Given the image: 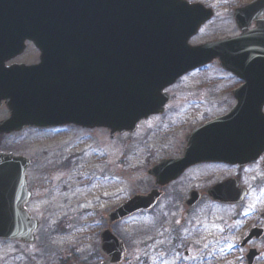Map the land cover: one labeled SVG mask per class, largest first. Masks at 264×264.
<instances>
[{"label": "water", "instance_id": "water-1", "mask_svg": "<svg viewBox=\"0 0 264 264\" xmlns=\"http://www.w3.org/2000/svg\"><path fill=\"white\" fill-rule=\"evenodd\" d=\"M198 8L182 0H22V28L28 29L22 36H34L31 41L41 57L39 65L22 71L2 68L4 61L21 52L18 40L16 49L0 58V104L6 101L10 111L0 123V135L67 125L106 129L111 138L132 133L140 120L158 114L167 101L161 96L163 89L218 59L225 71L244 82L235 92L236 106L194 131L184 158L162 161L148 175L155 187L164 188L199 163L255 162L264 153V30L248 34L244 26L264 11V0L236 11L239 38L190 47L188 40L211 18L210 12L200 13ZM10 12L4 19L19 21L18 8ZM90 33L95 34L94 45ZM28 167L26 159L0 154V240L35 241L39 223L25 211L31 196L24 176ZM207 194L218 203L237 204L247 192L230 180ZM160 196L157 190L136 195L111 211L108 219L114 223L148 211ZM195 196L197 192L188 206ZM100 249L113 263L123 253L108 231L101 235ZM255 256L250 252L248 258Z\"/></svg>", "mask_w": 264, "mask_h": 264}, {"label": "rangeland", "instance_id": "rangeland-1", "mask_svg": "<svg viewBox=\"0 0 264 264\" xmlns=\"http://www.w3.org/2000/svg\"><path fill=\"white\" fill-rule=\"evenodd\" d=\"M187 1L211 8L219 16L217 18L224 20L225 23L229 19L233 4V0ZM211 29L212 34L219 35H225L231 30L229 26L220 30ZM205 37L206 32H201L192 43L199 42ZM214 39L209 37L203 41ZM217 68L218 65H213L194 75H205L206 80H211L215 75L219 83L226 82L221 72L223 70L220 68V71ZM183 83L184 81L181 80L170 90L171 106L176 110L174 116H177L178 105L183 102L179 97L192 98V94L189 95L192 87H183ZM180 94L182 96H179ZM212 98L209 96L201 108L195 109L191 114H186L185 119L172 130L175 132L171 136H164L163 132L157 131L163 141L157 140L151 129L172 124L171 114L159 118L160 120L152 119L154 121L150 122L153 123L142 124L137 133L135 131L134 134L125 136L121 134L112 140L105 130L83 131L70 126L47 130L32 129L23 132L21 137H0V152H11L13 155L27 158L30 162L26 176L32 198L27 205V211L33 219L39 222L32 245L0 241V264H78L76 259H85L93 248L90 243H99L96 237L99 231L97 229L105 228L103 217L133 195H144L153 188L152 180L147 175L148 169L163 154L170 155L178 146L176 143L171 144L168 140L172 137L179 140L188 133L190 126L195 125L194 127L199 128L206 123L204 120L229 110L230 103L226 98L222 97L221 100L218 98L216 102H213ZM3 112L4 110L0 113V119L4 117ZM188 117L197 118L190 120ZM148 131L153 137L151 141L147 135ZM201 176H204L202 171L192 172L181 179L180 183L167 186L165 195H177L176 192L185 194L187 189L198 185L197 181ZM240 177L244 187L250 192L248 202L263 203L264 174L261 166L250 167L243 171ZM203 206V215L198 220L202 225V242H205L211 239L212 228H221L224 215L218 218L206 216L204 212L207 208L205 207L212 205ZM262 207L264 208V204ZM246 208L247 204L245 208L235 206L222 211L235 213L246 210ZM164 216L157 219L137 217V219H127L122 223L119 232L126 245V260L123 264H155L158 261L159 264H173L174 260L168 259L165 251L148 249V247L134 248L135 245L130 240L132 231H136L138 226L141 230V223L154 221L163 228L166 226L176 230L177 225H172L173 221L163 226ZM61 228L67 229L66 232L60 233ZM218 241L221 242L216 239V242ZM224 245L222 242L212 244L208 250L203 252L205 261L201 264H227L224 262L225 258L221 249L218 250L225 247ZM162 252H164L163 256H161ZM240 254L239 251L233 252L234 262L231 264H237L236 261ZM209 256H214L217 260H211ZM140 258H146L147 262ZM184 263L188 264L187 261H182V264Z\"/></svg>", "mask_w": 264, "mask_h": 264}, {"label": "flooded vegetation", "instance_id": "flooded-vegetation-1", "mask_svg": "<svg viewBox=\"0 0 264 264\" xmlns=\"http://www.w3.org/2000/svg\"><path fill=\"white\" fill-rule=\"evenodd\" d=\"M184 1L188 2L189 4H193L187 0ZM258 1L260 0H233L229 19H227L226 23L224 22V20H219L217 18L219 16L216 15L214 10L205 6V8L211 11L214 16L210 21L204 23L200 27L197 34L190 39L189 44L193 46L203 45L218 41L235 40L239 38L242 34V30L235 20L236 11L250 7ZM15 7H17L19 10V21L5 20L4 14L6 13L10 16V10ZM213 23H215V25H213ZM228 26L231 30L226 32L225 35L212 34L213 32L211 28L220 30ZM27 30V27L22 28V0H0V42L4 43L3 46L0 47V58L3 55L11 54L10 52L16 49V47L14 48L13 45L15 43H18V40L21 42V52L17 56L14 55L12 58H10V60L6 61L3 64V67L5 69L20 67L22 71V66L28 68L37 66L40 63L41 52L39 48H37V46L31 41L34 36H31L28 33L22 36V33L26 32ZM244 30L245 33L248 34L257 33L264 30V11L260 12L259 16H254L253 18L249 19L245 23ZM201 32H206V37L202 38L203 40L209 37L210 39H215L208 41L199 40V42L192 43V41L195 40V37H197ZM98 36L99 41H102L103 35L101 30H99ZM88 37L90 45H94L96 43L95 34L91 35L90 33ZM23 38L26 39L23 42L24 51L22 53ZM213 65H218L217 69L220 70L218 60H214L210 65L199 68L194 72H190L181 79L184 81V83L182 84L183 87H192V92H189V95L190 93L192 94V98L189 99L187 96L181 98L179 97L182 96L181 94L178 96L181 101H183V104L180 103V105H178L177 116H174L176 110L173 106H171L172 94L170 93V90L173 89V87L176 85L175 84L165 91V94L168 96V101L164 106L161 107L163 113L160 116H150L148 119L141 121L137 126L136 133L139 131V128L142 124L154 121L152 119L160 120L159 118H163L167 114H171L170 116H173L172 124H169V126L167 127L158 126L156 129H151L157 140L163 141V138L157 134V131L163 132L162 135L164 136H171V134H174L175 131L172 130L177 128L179 123L185 119L184 116L188 113L191 114L195 109L201 108L202 104L209 98V96L213 97V102L218 101V98H220V100L222 99V97L226 98L230 103V108L225 113L218 114L208 120H204V122L207 123L215 118L222 117L229 111H231L237 104L235 92L242 87L243 83L230 73H224L221 70L220 71L222 72V75L226 81L224 83H219V79H216L215 75H213V78L211 80H206L205 75L202 74H200L199 76L194 75V73L205 71L207 68ZM262 108L264 111V104L262 105ZM2 111H0V113ZM3 114H5V112H3ZM6 115L4 117H6ZM196 118L197 117H188V119L190 120H196ZM194 126H190L188 133L182 136L179 140L174 137L170 138L168 141L171 144L176 143L178 145L176 150H174V152L170 155L163 154V156L156 162H154L152 166H155L156 164L164 160H178L183 158V156L185 155V150L188 146V141L190 139L191 133L198 129V127ZM201 126H199V128ZM182 127L184 128L185 126ZM149 131L147 132V135H149V140L151 141L153 137L151 135V132ZM263 161L264 155L262 159L258 160L257 162L243 167L231 166L224 163L207 162L189 168L176 181L172 182L169 185L180 183L181 179H184L192 172L202 171L204 176H201L197 181L198 185L196 187L187 189L188 191L185 194H181L182 192H176L177 195L168 196L165 195L167 191L166 186L164 189L160 190L162 192V196L150 211L138 212L130 218L137 219V217H147L151 219H157L165 215L163 217V226L173 221L172 225H177V229L172 230L170 227L168 228L166 226L165 228H163L159 224L154 223V221L150 223H141V230H139L138 226L136 231H132L130 240L132 244L135 245L134 248L145 249L144 247H148V249L154 248L157 250L159 249L165 251L166 255L168 256L167 258L174 260L172 262L173 264H182V261H187L188 264H201L202 261H205L203 252L208 250V248H210L212 244L216 245L217 243L220 244L222 242L225 244V247L219 248L218 250L221 249L225 258L224 262H226L227 264H231L234 262V251H239L241 253L238 260L236 261L237 264H248L249 259H247L246 255L247 253L252 251L258 254L257 257L249 263L264 264V210H262L264 209L262 207L264 202H260L259 204L258 202H255V204L250 201L248 202V199L250 198V192L249 189L244 187L243 181L240 177V174L250 167L262 166ZM151 180L153 183V188H151L150 191L155 189V182L153 179ZM230 180L236 181L241 188L247 190L248 194L240 204H221L208 196V189ZM194 192L198 193V196L194 197H197L196 201L191 206H188L187 202L191 200V194ZM245 204H247L246 210L240 212L234 213L222 211L223 209L232 208L235 206H243L245 208ZM203 205H212L205 207L207 208L204 212L206 216H213L215 218H218L220 215H224L221 228H212V237L205 242H202V225L198 220V218L203 215ZM108 213L107 215H105V217H103L105 228L97 229L99 231H97L98 236L96 237H98L99 243H90L93 248L90 250V253H88L85 259L80 258L81 260H75L79 262L78 264H123L124 260H120L117 263L111 262L110 259L100 249V236L105 229H108L115 238H118L119 241L123 242V237L119 232L123 222L119 221L116 223H109L107 219ZM216 239L220 240L221 242H216ZM180 253H182V256H180ZM163 255L164 252L161 253V256ZM214 256H209V258L211 260H217L216 258H214ZM140 260H144L145 262H147L146 258H140ZM155 264H159V261Z\"/></svg>", "mask_w": 264, "mask_h": 264}]
</instances>
